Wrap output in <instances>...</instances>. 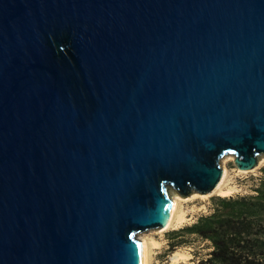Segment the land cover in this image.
Instances as JSON below:
<instances>
[{
	"label": "water",
	"instance_id": "95a60500",
	"mask_svg": "<svg viewBox=\"0 0 264 264\" xmlns=\"http://www.w3.org/2000/svg\"><path fill=\"white\" fill-rule=\"evenodd\" d=\"M226 156L264 158V0H0V264H145Z\"/></svg>",
	"mask_w": 264,
	"mask_h": 264
},
{
	"label": "trees",
	"instance_id": "16d2710c",
	"mask_svg": "<svg viewBox=\"0 0 264 264\" xmlns=\"http://www.w3.org/2000/svg\"><path fill=\"white\" fill-rule=\"evenodd\" d=\"M256 194L212 197L211 210L171 238L195 234L212 249L198 264H264V166ZM178 243H172L175 247Z\"/></svg>",
	"mask_w": 264,
	"mask_h": 264
},
{
	"label": "rangeland",
	"instance_id": "374dc122",
	"mask_svg": "<svg viewBox=\"0 0 264 264\" xmlns=\"http://www.w3.org/2000/svg\"><path fill=\"white\" fill-rule=\"evenodd\" d=\"M234 158L226 156L223 159V167L227 170V175L221 189H216L206 195L195 194L189 198H182L177 192H171L172 195L178 196V205L174 214L176 217H173L171 224L158 231L138 234L139 238L144 237L148 241V246L150 245L149 264H198L202 258L207 256L212 249L209 240L195 234L171 238L172 235L169 232L191 225L201 213L210 211L213 203L212 197L256 194L255 189L263 175L261 169L264 166V158L256 168L251 170L239 169L234 163ZM178 242H180L179 245L175 247L172 245Z\"/></svg>",
	"mask_w": 264,
	"mask_h": 264
},
{
	"label": "bare ground",
	"instance_id": "6f19581e",
	"mask_svg": "<svg viewBox=\"0 0 264 264\" xmlns=\"http://www.w3.org/2000/svg\"><path fill=\"white\" fill-rule=\"evenodd\" d=\"M230 157V156H229ZM225 165V164H224ZM227 168V167H226ZM226 175H227V170L226 169H224V175H223V178H222V180H221V183L218 185V187H217V190H219V189H221L222 188V185H223V182H224V180H225V178H226ZM221 191H223V189L221 190ZM225 191H227V190H225ZM226 193V192H225ZM230 193V192H229ZM228 194V193H227ZM172 199H173V201L175 202V205H174V209H173V213H172V216H171V219H170V221H169V223L164 227V228H167L170 224H171V222H172V220H173V217H176V216H174V214H175V211H176V209H177V205H178V196H174L173 195V197H172ZM180 199V198H179ZM140 239V242L143 244V248H144V256H145V264H149V246H148V241L144 238V237H141V238H139Z\"/></svg>",
	"mask_w": 264,
	"mask_h": 264
}]
</instances>
